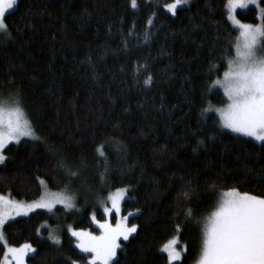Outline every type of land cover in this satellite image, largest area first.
Masks as SVG:
<instances>
[{"label": "trees", "instance_id": "trees-1", "mask_svg": "<svg viewBox=\"0 0 264 264\" xmlns=\"http://www.w3.org/2000/svg\"><path fill=\"white\" fill-rule=\"evenodd\" d=\"M171 1L137 0L133 9L131 0H19L6 14L0 93L19 99L41 139L4 149L0 195L37 200L43 180L75 202L5 224L9 246L36 250L28 264L83 263L68 228L95 232L93 216L105 217L99 202L119 188L127 189L122 213L132 214L137 231L120 241L113 264H168L159 249L176 234L187 250L175 264H194L221 192L264 196V144L223 130L214 114L201 116L224 105L223 93L208 87L210 68L219 73L214 81L234 55L238 30L227 0H192L176 15L162 8ZM237 18L255 24L257 12Z\"/></svg>", "mask_w": 264, "mask_h": 264}, {"label": "snow or ice", "instance_id": "snow-or-ice-1", "mask_svg": "<svg viewBox=\"0 0 264 264\" xmlns=\"http://www.w3.org/2000/svg\"><path fill=\"white\" fill-rule=\"evenodd\" d=\"M188 0H175L168 4L167 10L176 15L177 7L186 5ZM264 0H227L225 5L228 20L239 31L237 41L230 46L234 48V55L229 52L225 56L226 70L222 78L211 80L212 76H219L214 65L209 70L208 92L213 89L223 90L224 107L213 109L211 105L201 112L205 116L207 112L216 111L219 115V126L238 136L248 137L257 142L264 143ZM17 5V0H0V35L11 39V32L5 23L6 14ZM250 5L259 10L258 24L242 23L237 19V9H248ZM133 9L138 7L137 0H131ZM152 23L151 20L148 21ZM147 39V38H146ZM151 77L145 80L148 85ZM22 138L28 140H40L33 128L22 103L18 98L0 97V165H3L6 156L4 149L9 144H20ZM51 151L55 152L52 147ZM100 155L104 153L100 151ZM66 161L58 160V165L63 167ZM75 176L76 173L72 172ZM42 189L45 182L40 181ZM127 189H120L109 196L111 207L104 208V215L111 216L113 212L119 216L121 201L124 199ZM191 189L185 188L183 197L185 201L191 198ZM223 198L216 210L207 218L202 230V245L197 264H264V196H256L249 193H241L237 189H231L222 194ZM56 204H62L64 208L75 207L74 197L67 192L52 193L43 191L38 200L31 203L16 201L0 195V244L3 245L4 256L0 264H25V258L30 252L36 250L29 243L20 247H11L7 244L4 235V226L10 220L19 216H28L37 209L52 211ZM185 218H194L195 212L187 208ZM93 221L100 230L99 235L91 232L76 231L71 228L68 231L78 241L75 245L81 253L90 254L83 257L87 264H113L117 256V250L121 248V239L127 241L137 231L136 225L127 224V217H121L115 226L105 220ZM177 232L180 231L177 225ZM54 244H60L57 236L49 235ZM178 238L169 240L161 249L167 254L168 264L180 261L183 255L178 250ZM186 247L183 251H186ZM75 264V261L72 262ZM118 264V262H117Z\"/></svg>", "mask_w": 264, "mask_h": 264}, {"label": "rangeland", "instance_id": "rangeland-1", "mask_svg": "<svg viewBox=\"0 0 264 264\" xmlns=\"http://www.w3.org/2000/svg\"><path fill=\"white\" fill-rule=\"evenodd\" d=\"M19 0H17V2H18ZM172 3H175V0H172L170 3H168V4H172ZM192 3V0H188V3L186 4V5H180V6H178L177 7V9L178 8H184V7H188L190 4ZM168 4H164V5H162V8H163V10L165 11V12H167L168 14H170V15H172L170 12H168V10H167V5ZM262 6V5H261ZM263 7V6H262ZM250 8H254L255 10H256V12H257V22L255 23V24H258V23H260V20H259V10L258 9H256L255 8V6H253V5H250L249 6V8L248 9H250ZM14 9V8H13ZM13 9H11V10H9V12L10 11H12ZM248 9H237L236 11H237V13L238 12H245V11H247ZM238 19V18H237ZM230 21V20H229ZM230 23H231V21H230ZM232 24V23H231ZM233 26V25H232ZM238 37H239V31H238V36H237V38H236V40L235 41H237V39H238ZM220 78H222V76L220 77ZM218 89V88H217ZM218 90H220L222 93H223V90L222 89H218ZM15 97L14 95H11V94H8V95H4L3 93H0V97H3V98H5V99H7L8 97ZM16 98V97H15ZM212 106V108L213 109H217V108H222V107H224V105L223 106H213V105H211ZM207 113H209V114H214L217 118H218V120H219V115H218V113L216 112V111H210V112H207ZM223 129V128H222ZM223 130H225V131H227V132H229V133H232L231 131H229V130H227V129H223ZM232 134H235V133H232ZM235 135H237V134H235ZM243 137V136H242ZM245 138H247V139H249V140H251V141H253V142H255V143H257V144H264V143H261V142H257V141H255V140H253V139H251V138H248V137H245ZM22 139H24V138H22ZM10 145V144H9ZM46 186V185H45ZM120 189H126V188H119V189H117V190H114L113 192H111V193H109L103 200H101L100 202H99V208L102 210V212H103V214H104V208L105 207H111V201L109 200V196L110 195H112V194H115L118 190H120ZM48 191V192H52V193H64V192H66V191H63V190H49L47 187H45L44 189H42V192L43 191ZM227 191H229V190H227ZM42 192H41V194H42ZM224 192H226V191H224ZM224 192H221L220 193V195H219V199H218V205H219V203H220V201L222 200V198H223V196H222V194L224 193ZM2 196H5L6 198H10L9 196H6V195H2ZM127 197V191H126V193H125V196H124V199ZM10 199H12V198H10ZM39 199V198H38ZM37 199V200H38ZM123 199V200H124ZM123 200L121 201V205H122V202H123ZM17 201V200H16ZM35 201V200H34ZM18 202H20V201H18ZM24 202V201H23ZM31 202H33V201H31ZM31 202H25V203H31ZM217 205V206H218ZM57 206H62V207H64L62 204H56L53 208H55V207H57ZM216 206V207H217ZM39 210H45V211H48L47 209H37L36 211H39ZM216 210V208L212 211V212H214ZM211 212V213H212ZM31 213H33V212H30L29 214H31ZM132 214H127V215H123V213H122V206H121V212H120V214H119V216H116V214L113 212V214L111 215V216H106V215H104L105 217H104V219L102 220V221H99V222H104L105 220H107V221H109L110 223H112L113 224V226H115V223H116V221L117 220H119L121 217H127V224H128V218L131 216ZM211 215V214H210ZM209 215V216H210ZM208 216V217H209ZM22 217H26V216H19V217H16V219H18V218H22ZM207 217V218H208ZM207 218H206V220L203 222V225H202V228H201V241H202V230H203V226H204V224L206 223V221H207ZM10 221H12V220H10ZM10 221H8V222H10ZM96 221H98V220H96ZM92 223H93V227L96 229V231L94 232V231H91V230H76V231H85V232H91V233H93V234H95V235H99L100 234V230H99V228L97 227V225H96V223L93 221V219H92ZM128 226L129 227H131L132 225H129L128 224ZM69 229V228H68ZM71 229H73V228H71ZM73 230H75V229H73ZM69 232V231H68ZM69 234L71 235V233L69 232ZM134 234V233H133ZM132 234V235H133ZM72 236V235H71ZM131 236V235H130ZM174 237H176V238H178V240H179V243H178V245H177V248H178V250H182V252H183V255L185 254V252L186 251H183V249L185 248V245L180 241V239H179V234H176ZM173 237V238H174ZM72 238L74 239V241H75V245H76V243L78 242L77 240H76V238L75 237H73L72 236ZM172 238V239H173ZM171 240V239H170ZM121 241H124V240H122L121 239ZM167 243V242H166ZM165 243V244H166ZM165 244H163L161 247H160V249H159V252L160 253H162V254H164V255H166V257H167V254L166 253H164V252H162L161 251V249L163 248V246L165 245ZM2 245V244H1ZM23 245V244H22ZM201 245H202V242H201ZM21 246V245H20ZM20 246H17V247H20ZM11 247H14V246H11ZM78 249V248H77ZM79 250V249H78ZM5 251V250H4ZM79 252H80V250H79ZM81 253V252H80ZM32 254V252H30L29 254H28V256L29 255H31ZM83 255H86V256H89L90 254H84V253H82ZM183 255H182V257H183ZM4 256V255H3ZM27 256V257H28ZM26 257V258H27ZM26 258H25V264H28L27 262H26ZM182 259V258H181ZM199 259V258H198ZM198 259H197V261L194 263V264H197V262H198ZM3 260V259H2ZM181 261V260H180ZM180 261H177V262H180ZM177 262H175V263H177ZM76 264H87V260L85 259V261L83 262V263H76Z\"/></svg>", "mask_w": 264, "mask_h": 264}]
</instances>
